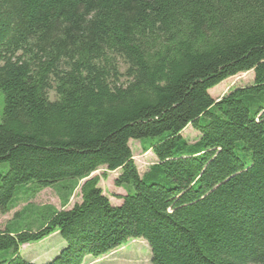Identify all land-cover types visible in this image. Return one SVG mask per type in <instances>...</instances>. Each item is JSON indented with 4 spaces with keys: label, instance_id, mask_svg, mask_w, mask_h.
Masks as SVG:
<instances>
[{
    "label": "trees",
    "instance_id": "obj_1",
    "mask_svg": "<svg viewBox=\"0 0 264 264\" xmlns=\"http://www.w3.org/2000/svg\"><path fill=\"white\" fill-rule=\"evenodd\" d=\"M0 91V214L80 196L36 231L0 229V264H34L20 247L52 234L44 264L131 240L151 264H264V0H0ZM131 140L156 159L142 176ZM98 171H119V205Z\"/></svg>",
    "mask_w": 264,
    "mask_h": 264
},
{
    "label": "rangeland",
    "instance_id": "obj_2",
    "mask_svg": "<svg viewBox=\"0 0 264 264\" xmlns=\"http://www.w3.org/2000/svg\"><path fill=\"white\" fill-rule=\"evenodd\" d=\"M253 83V73L247 72L231 77L208 93L212 99L217 100L226 94L232 88H240L250 86ZM49 97L54 100V93H50ZM3 110V95L0 91V121ZM183 136L187 138L190 143L194 142L197 134L191 130L190 127L185 129ZM129 147L132 152L133 161L136 165L139 176H142L155 162L156 159L150 152H143L142 145L138 141L131 140ZM103 171H98L93 176L99 177L98 186L102 193L109 199L110 203L115 206L119 205L121 201L117 196H124L125 191L114 186V180L119 176V171L107 173L105 179H101ZM80 202L79 189L75 190L68 198L67 202H61L59 194L53 188L45 189L38 193L36 197L27 204L21 203L11 212L0 214V229L4 230L7 227H14L20 230L36 231L40 227L41 218L38 216L46 208L48 210L60 211L69 210L76 203ZM64 246V242L57 234L43 239L37 243H30L20 247V255L28 262L34 264H44L51 261L56 256L59 250ZM5 252L0 253L3 256ZM82 264H151L150 252L143 240H131L122 247H119L108 254L103 255L98 259L85 258Z\"/></svg>",
    "mask_w": 264,
    "mask_h": 264
}]
</instances>
